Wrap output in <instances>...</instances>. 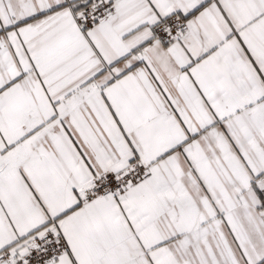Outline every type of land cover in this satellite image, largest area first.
<instances>
[{"label": "snow or ice", "instance_id": "6c2138e0", "mask_svg": "<svg viewBox=\"0 0 264 264\" xmlns=\"http://www.w3.org/2000/svg\"><path fill=\"white\" fill-rule=\"evenodd\" d=\"M0 264H264V0H0Z\"/></svg>", "mask_w": 264, "mask_h": 264}]
</instances>
